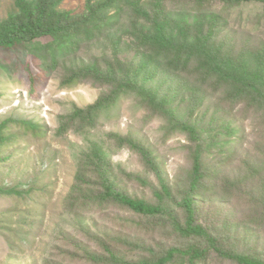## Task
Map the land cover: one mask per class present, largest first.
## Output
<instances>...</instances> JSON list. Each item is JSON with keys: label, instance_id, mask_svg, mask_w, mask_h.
I'll list each match as a JSON object with an SVG mask.
<instances>
[{"label": "rangeland", "instance_id": "1", "mask_svg": "<svg viewBox=\"0 0 264 264\" xmlns=\"http://www.w3.org/2000/svg\"><path fill=\"white\" fill-rule=\"evenodd\" d=\"M84 2L65 0L60 9L79 12ZM13 4L14 0H0V21L14 10ZM177 5L176 1L169 4L170 8ZM225 15L228 28L222 35L232 39L234 47L264 42L262 5L242 3ZM109 47V40L83 44L66 58L65 65L104 66V58L113 60ZM32 48L33 44L0 48V134L5 140L0 144V189L16 192L0 195V264H92L85 255H103L100 243L137 262L162 256L172 247L200 244L180 239L170 227L155 224L156 219L121 206L86 203L99 191L93 165L96 154L109 162L111 179L121 191L158 203L156 178L146 172L135 153L118 148L114 134L130 136L151 152L172 197L179 201L188 190L192 168L187 136L176 132L167 137L163 120L145 121L148 110L132 94L120 96L104 110L94 128L71 127L60 133L75 109L92 105L110 88L86 81L62 89L64 65L44 73ZM133 52L122 49L118 56L122 65H138ZM194 80L188 74L174 81L159 75L149 85L165 94L171 83H181L174 105L179 104L184 115ZM201 86L197 97L203 102L194 118L205 130L201 136L209 152L203 163L210 176L197 200L198 222L223 248L264 262V117L246 111L243 104L232 107L224 93L214 94ZM124 172L145 178L151 186L128 181ZM205 264L234 263L210 253Z\"/></svg>", "mask_w": 264, "mask_h": 264}, {"label": "trees", "instance_id": "2", "mask_svg": "<svg viewBox=\"0 0 264 264\" xmlns=\"http://www.w3.org/2000/svg\"><path fill=\"white\" fill-rule=\"evenodd\" d=\"M64 1L14 0V10L0 21V48L33 44L34 58L46 74L62 63L65 68L60 82L62 89L86 81L110 88V92L92 105L75 109L60 133L71 127L78 131L94 128L104 110L114 106L120 96L132 94L148 110L145 121L163 120L168 127L167 137L182 133L191 145L190 182L188 190L177 201L151 152L130 136L112 135L118 148L126 147L135 153L146 172L156 178L158 190L154 191V196L158 203L133 198L116 187L111 179L110 164L103 159V154H96L93 161L99 191L86 203L121 206L135 215L156 219L155 224L170 227L180 239L200 242L185 248L172 247L162 256L137 262L127 261L110 246L100 243L104 254L87 252L86 261L92 264H205L213 253L218 259L234 264H264L256 257L223 248L198 222L197 200L209 185L210 175L203 163L209 145L201 136L204 128L194 118L203 102L197 97L202 84L210 88L211 93H224V100L232 107L243 104L246 111L264 117V42L256 45L247 42L234 47L232 39L222 35L228 28L226 12L242 3L255 2L262 5L264 17V0H85L79 12L60 9ZM175 1L178 5L170 8L169 4ZM42 39L46 42L42 43ZM99 39L110 41L108 50L112 62L104 58V66L95 63L66 67L68 56L75 55L83 44ZM122 49L124 52L135 50L138 65H122L118 57ZM185 74L195 77V86L190 88L194 91L189 99L190 107L182 115L179 104L174 105L181 83H171L165 94H159L157 88L149 84L159 75L174 81ZM3 142L0 134V144ZM123 177L141 186H151L148 180L136 174L124 172ZM14 193L0 189V195Z\"/></svg>", "mask_w": 264, "mask_h": 264}]
</instances>
